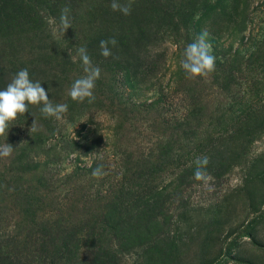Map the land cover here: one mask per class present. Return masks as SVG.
I'll use <instances>...</instances> for the list:
<instances>
[{
	"label": "rangeland",
	"instance_id": "374dc122",
	"mask_svg": "<svg viewBox=\"0 0 264 264\" xmlns=\"http://www.w3.org/2000/svg\"><path fill=\"white\" fill-rule=\"evenodd\" d=\"M25 1L11 4L29 17ZM81 1L127 43L87 54L100 69L92 103L68 95L85 73L60 52H0V90L27 69L68 105L60 120L29 105L0 137L14 148L0 157V264H52L59 245L87 264H264V0H116L128 15ZM54 12L34 11L44 38ZM86 23L82 44L102 35ZM203 32L215 70L192 79L180 60Z\"/></svg>",
	"mask_w": 264,
	"mask_h": 264
},
{
	"label": "clouds",
	"instance_id": "9594fccd",
	"mask_svg": "<svg viewBox=\"0 0 264 264\" xmlns=\"http://www.w3.org/2000/svg\"><path fill=\"white\" fill-rule=\"evenodd\" d=\"M111 8L113 11H120L128 15L130 14L131 5H121L113 0ZM69 12L68 7L63 8L61 11L59 28L64 34L67 29L72 28ZM207 35V32H203L195 42L188 44L184 49L180 67L189 78L207 77L215 70V57L211 54L210 44L206 42ZM116 44L117 41L114 38L101 40V55L105 58L109 57L112 54L109 45L114 47ZM78 55L83 64L85 75L72 83L68 95L73 101L84 102L87 99L89 103H92L95 99L93 90L96 80L100 77V69L92 66L85 48H79ZM29 105H42L40 108L41 113L45 117H54L57 120L62 119L68 111L67 104L54 105L41 83L39 81L33 82L29 77L28 70L21 69L12 78L11 82L3 90H0V137L7 136L9 124L28 112ZM33 131H36V121L32 124L30 133ZM13 150L14 148L10 144L0 145V157L11 156ZM195 163L197 164V170L194 173V178L207 184L209 177L202 169L209 163L208 158L198 157ZM92 175L100 178L102 175L101 167L98 166Z\"/></svg>",
	"mask_w": 264,
	"mask_h": 264
},
{
	"label": "trees",
	"instance_id": "16d2710c",
	"mask_svg": "<svg viewBox=\"0 0 264 264\" xmlns=\"http://www.w3.org/2000/svg\"><path fill=\"white\" fill-rule=\"evenodd\" d=\"M14 0H0V52L6 53L11 51L13 54L16 52L15 47L22 48L21 43H29V49L32 53H44L46 51H52L55 56L58 52L61 54V58L64 59V65L75 67L80 66L83 68V64L80 61H74V56L78 55V49L83 47L86 51H90L87 54L95 53L100 49L101 40H109L114 38L110 30L113 27L108 20H103L98 23V19L93 21L85 20L86 17L95 16L96 12L85 11L83 8V1L81 0H26L27 6L30 8L29 17H25L20 12L14 9V5L11 4ZM107 2L109 0H100ZM44 5L53 6L56 10L54 12V18L58 21L57 33L49 32L44 38V30L36 20V9L38 7H44ZM65 7L70 9L69 19L71 21L72 28L64 32L59 28L61 10ZM102 8V7H101ZM91 10L98 11L100 9L91 8ZM32 15V17H31ZM87 22V25L101 26L102 35L99 39L95 37L91 38L88 42H81L80 35L76 33L78 28H81L83 24ZM98 23V24H97ZM82 37V36H81ZM122 39V47L109 45L116 51L124 53L127 48L125 37L119 35ZM115 39V38H114ZM91 55V54H90ZM79 56V55H78ZM65 246L59 248L49 249V256H52V264H87L84 261H72L69 259L67 252L64 250Z\"/></svg>",
	"mask_w": 264,
	"mask_h": 264
}]
</instances>
